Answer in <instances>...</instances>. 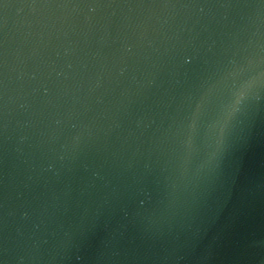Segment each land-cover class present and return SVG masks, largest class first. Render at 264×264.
I'll list each match as a JSON object with an SVG mask.
<instances>
[{"label":"water","instance_id":"water-1","mask_svg":"<svg viewBox=\"0 0 264 264\" xmlns=\"http://www.w3.org/2000/svg\"><path fill=\"white\" fill-rule=\"evenodd\" d=\"M0 264H264V0H0Z\"/></svg>","mask_w":264,"mask_h":264}]
</instances>
